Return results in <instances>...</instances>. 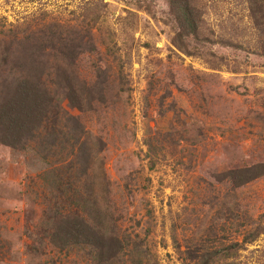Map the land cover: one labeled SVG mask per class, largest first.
Wrapping results in <instances>:
<instances>
[{"label": "rangeland", "instance_id": "obj_1", "mask_svg": "<svg viewBox=\"0 0 264 264\" xmlns=\"http://www.w3.org/2000/svg\"><path fill=\"white\" fill-rule=\"evenodd\" d=\"M0 264H264V0H0Z\"/></svg>", "mask_w": 264, "mask_h": 264}]
</instances>
